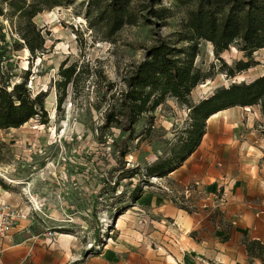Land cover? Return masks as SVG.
Instances as JSON below:
<instances>
[{
  "label": "rangeland",
  "instance_id": "374dc122",
  "mask_svg": "<svg viewBox=\"0 0 264 264\" xmlns=\"http://www.w3.org/2000/svg\"><path fill=\"white\" fill-rule=\"evenodd\" d=\"M22 1L30 7L38 0L0 1L1 69L12 71L13 82L26 81L32 97L45 94V115L0 132V198L23 214L15 234L21 239L15 243H33L50 258L57 256L54 247L59 243L65 247L64 256L76 254L71 258L77 259L76 264L108 256L140 263L149 248L166 241L157 234L162 229L158 224L165 201L191 214L213 213L215 202L224 196L223 186L207 190L190 184L194 188L185 194L167 177L143 176L157 158L170 157L190 124L188 107L173 97H166L154 111L138 119L122 170L117 145L125 134L111 127L105 129L103 143L96 140L105 110L120 97L123 79L144 60L150 47L158 39L176 47L183 45L179 33L187 9L174 0H133L138 17L135 25L109 35L103 24L91 23L96 14L88 13L87 0L73 4L64 0V5L49 8L53 0L39 3L43 10L32 20L35 31L17 14L12 15L10 4ZM19 27L26 28L34 47L42 39L41 51L27 49ZM218 59L228 67L249 62L251 68L226 77ZM194 67L207 79L191 91L192 104L217 89L261 75L264 50L247 58L230 47L217 58L209 43L199 41ZM71 69L65 80L63 73ZM243 111L254 115L252 109ZM260 120L250 129L243 128L238 138L241 148L226 146L219 151H264ZM7 179L20 184L14 186Z\"/></svg>",
  "mask_w": 264,
  "mask_h": 264
},
{
  "label": "trees",
  "instance_id": "16d2710c",
  "mask_svg": "<svg viewBox=\"0 0 264 264\" xmlns=\"http://www.w3.org/2000/svg\"><path fill=\"white\" fill-rule=\"evenodd\" d=\"M77 1L79 0H65L66 4ZM174 1L187 9L186 19L179 33V41L183 45L176 47L158 39L147 51L144 60L133 66L123 79L124 89L119 93L120 97L109 104L102 124L97 128L96 140L101 143L107 128L116 127L125 134L117 145L118 165L122 170L125 167L124 157L128 152V142L134 134L133 127L142 115L154 111L166 97H173L188 107L190 124L184 130L183 136L178 138L171 149L170 157L157 158L145 168V177H167L181 167L198 148L205 134L206 121L222 110L258 107L262 120L259 132L264 138V72L249 82L232 83L228 87L217 89L196 104L189 101L191 91L207 79L206 74L194 67L199 41L209 43L217 58L230 47H236L247 58L256 51L264 50V0ZM47 2L48 0H38L26 7L22 1L20 5L11 3L10 8L12 15L17 14L18 18L24 20L27 28L35 31L32 20L43 10L39 3L45 5ZM63 2L64 0H53L47 8L59 7L64 5ZM132 3L133 0H87V11L89 14H96L91 23L103 24L111 35L122 27L135 25L137 22L138 17ZM25 31L26 28L19 27L18 34L26 42L27 49L30 52L41 51L42 39L34 47ZM36 34L40 37L39 31ZM218 60L225 68L226 77L230 78L251 68L249 62L238 61L234 66L228 67L221 59ZM2 62L0 55V132L17 129L31 119L45 115V94L38 93L32 97L26 89V81L13 82L12 71H2ZM71 74L72 69L70 73H63L65 80ZM61 100L60 98L59 101ZM243 244L248 257H264V246L260 242L245 240Z\"/></svg>",
  "mask_w": 264,
  "mask_h": 264
},
{
  "label": "crops",
  "instance_id": "0c3cea01",
  "mask_svg": "<svg viewBox=\"0 0 264 264\" xmlns=\"http://www.w3.org/2000/svg\"><path fill=\"white\" fill-rule=\"evenodd\" d=\"M248 109L254 110L253 117L243 114ZM258 119L261 118L256 106L233 107L214 114L206 121L198 148L167 176L181 190L190 184L207 190L223 186L224 196L215 202L213 213L206 210L191 214L165 201L158 224L162 229L157 234L166 241L149 248L146 259L140 263L124 262L108 256L90 260L88 264H264V257L263 260L248 257L243 244L252 240L264 246V151H219L226 146L241 148L238 138L244 133L243 128H252ZM16 230L17 226L3 242V258L7 263L78 262L71 259L76 254L64 256L65 247L59 243L54 247L59 257L51 258L33 243L16 244L21 239L15 235Z\"/></svg>",
  "mask_w": 264,
  "mask_h": 264
},
{
  "label": "built area",
  "instance_id": "2783aa9c",
  "mask_svg": "<svg viewBox=\"0 0 264 264\" xmlns=\"http://www.w3.org/2000/svg\"><path fill=\"white\" fill-rule=\"evenodd\" d=\"M191 188L193 187L191 186L185 187L184 188L185 194H188L189 189ZM22 217L23 214L19 209H15L10 203L0 198V264H11V263H7L3 258V255L5 253V249L3 248V242L9 238L11 231L17 225L20 218ZM47 236L49 237L48 238L49 240H52L53 235L51 233H48ZM15 264H23V263H15Z\"/></svg>",
  "mask_w": 264,
  "mask_h": 264
},
{
  "label": "bare ground",
  "instance_id": "6f19581e",
  "mask_svg": "<svg viewBox=\"0 0 264 264\" xmlns=\"http://www.w3.org/2000/svg\"><path fill=\"white\" fill-rule=\"evenodd\" d=\"M45 17H47V14L45 15ZM211 48V47H210ZM230 109V108H229ZM220 114V113H219ZM224 114V113H223ZM212 117H214V115L212 116ZM203 143V142H202ZM2 176V175H1ZM8 180V179H7ZM8 182L10 183V184H14V186L15 185H19L20 183H18V182H14V181H12V180H8ZM61 237H66V238H68L69 236H67V235H60Z\"/></svg>",
  "mask_w": 264,
  "mask_h": 264
}]
</instances>
